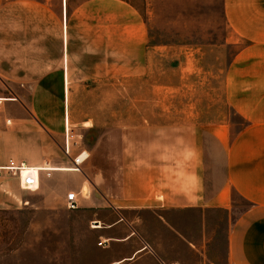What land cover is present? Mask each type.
<instances>
[{"label":"crops","instance_id":"0c3cea01","mask_svg":"<svg viewBox=\"0 0 264 264\" xmlns=\"http://www.w3.org/2000/svg\"><path fill=\"white\" fill-rule=\"evenodd\" d=\"M24 1L0 0V21L9 11L17 16L10 25L0 23V44L17 45L6 57L10 65L0 63V165L9 159L32 166L47 164L45 169L55 178L68 179L62 186L79 194V207L70 210H84L106 264H264V0H223L232 37L244 42L226 69L224 93L244 126L234 133L230 123L218 117L206 121L203 116H186L164 122L145 118L122 129L116 172L103 166L94 172L97 168L89 160L93 151L79 140H74L70 156L64 152L66 128L77 135L70 127L69 78L73 73L125 74L126 69L134 74L150 59L148 28L138 2L85 0L73 12L80 19L70 25L83 27L84 33L68 35L66 18L63 65L53 67L62 69V84L56 89L62 95L50 107L45 97L44 46L39 36L28 34ZM73 124L92 127L89 121ZM206 137L220 148L206 147ZM77 155L78 162L88 159L77 165ZM210 156L214 161L222 156V167ZM4 173L8 172L0 174ZM88 175L99 192L83 196L78 189ZM45 176L41 174V184ZM234 192L249 203L239 216ZM8 201L0 188V204ZM176 212L196 216L197 237L190 238L178 224ZM212 214L226 223L224 261L209 257L206 228ZM156 222L179 238L184 247L179 257H166L149 238L148 230Z\"/></svg>","mask_w":264,"mask_h":264},{"label":"rangeland","instance_id":"374dc122","mask_svg":"<svg viewBox=\"0 0 264 264\" xmlns=\"http://www.w3.org/2000/svg\"><path fill=\"white\" fill-rule=\"evenodd\" d=\"M84 1H24L28 34L34 35L35 39L39 36L44 46L45 97L50 107L57 96L62 95L56 92L58 85L62 84V69L53 70V67L63 65L66 18L70 22L68 35H75L78 30L84 33L83 27H70L74 25L73 21L80 19L74 17V9ZM136 1L148 28L150 59L146 58L134 74L132 69H126L125 74L91 77L73 73L69 78L70 127L77 133L75 140H79V145L92 149L89 160L97 168L94 172L101 166L105 170L117 171L122 129L137 126L145 118L164 122L186 116H203L206 121L218 117L230 123L234 133L245 124L231 108L224 93L226 69L244 42L230 33L223 0ZM16 18L9 11L0 23L10 25ZM13 46L17 48L10 43L0 44L2 65H10L11 60L6 57L11 56ZM73 120L89 121L92 127L76 126ZM63 138L61 135L60 145ZM206 147L219 149L220 145L212 137H206ZM61 156L67 160L62 152ZM209 158L213 162L215 157ZM213 164L222 167V156ZM81 172L85 176L83 167ZM50 173L52 176L46 175L36 191L22 190L18 179L10 173L0 174L3 179L0 188L9 198L7 203L0 204V264H106L105 254L97 248L96 235L88 229L84 210L67 208L66 197L72 189L62 185L68 179L55 178L53 172ZM83 184L86 189L82 188ZM95 188L93 177L88 175L78 192L82 189L83 196L92 191L98 194L99 189ZM234 205L235 214L239 216L249 203L234 192ZM177 213L173 215L179 218L178 224L184 227L190 238L197 237L196 216ZM225 227L220 216H210L206 232L211 260H225ZM148 232L149 238L166 257L176 258L183 252L179 238L159 222L151 225Z\"/></svg>","mask_w":264,"mask_h":264},{"label":"built area","instance_id":"2783aa9c","mask_svg":"<svg viewBox=\"0 0 264 264\" xmlns=\"http://www.w3.org/2000/svg\"><path fill=\"white\" fill-rule=\"evenodd\" d=\"M75 138L76 135L71 133L69 128H66L65 140H64V152L66 153L67 156L71 155L72 146L74 145V143H76L74 141ZM79 156L75 158V163L77 165L83 163V161L86 159L85 158L82 162H78L77 158ZM43 168H45V165L42 167L32 166L26 164L25 162H18L14 159H9L6 165H0V173L3 172L10 173L12 176L18 179L19 186L22 190L32 191L40 188L42 173H46L47 176L51 175L50 171L45 170ZM78 195L79 194L76 191H71L67 194L66 204L68 209H77L79 207Z\"/></svg>","mask_w":264,"mask_h":264},{"label":"bare ground","instance_id":"6f19581e","mask_svg":"<svg viewBox=\"0 0 264 264\" xmlns=\"http://www.w3.org/2000/svg\"><path fill=\"white\" fill-rule=\"evenodd\" d=\"M43 169H45V168H43ZM45 170H47V169H45ZM32 191H34V190H32Z\"/></svg>","mask_w":264,"mask_h":264}]
</instances>
